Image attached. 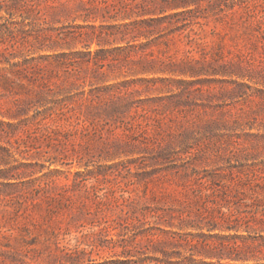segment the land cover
Listing matches in <instances>:
<instances>
[{"label": "rangeland", "instance_id": "1", "mask_svg": "<svg viewBox=\"0 0 264 264\" xmlns=\"http://www.w3.org/2000/svg\"><path fill=\"white\" fill-rule=\"evenodd\" d=\"M0 264H264V0H0Z\"/></svg>", "mask_w": 264, "mask_h": 264}]
</instances>
